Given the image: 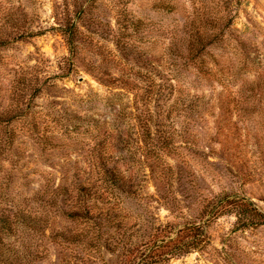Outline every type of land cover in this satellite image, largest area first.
I'll list each match as a JSON object with an SVG mask.
<instances>
[{
    "label": "rangeland",
    "instance_id": "obj_1",
    "mask_svg": "<svg viewBox=\"0 0 264 264\" xmlns=\"http://www.w3.org/2000/svg\"><path fill=\"white\" fill-rule=\"evenodd\" d=\"M57 12L82 33L75 56ZM191 25L212 36L193 68ZM153 158L171 169L152 176ZM223 194L264 212V0H0V264H125ZM235 222L169 264H264V226Z\"/></svg>",
    "mask_w": 264,
    "mask_h": 264
},
{
    "label": "trees",
    "instance_id": "obj_2",
    "mask_svg": "<svg viewBox=\"0 0 264 264\" xmlns=\"http://www.w3.org/2000/svg\"><path fill=\"white\" fill-rule=\"evenodd\" d=\"M84 14L85 11H83L82 15ZM57 15V20L59 22L61 21V23H58L61 35L64 38L71 55L75 56L82 33L79 32V28H77L78 24L76 22L74 25H69L65 22V18L62 20V14L57 12ZM185 28L186 31H184V38L182 37V46L186 47V50L184 47L182 49L183 52L187 53L189 58L188 61L190 64L187 66L192 67L190 60H193L199 53L202 54L203 52L205 56L208 55L205 51L210 45H212V36H210L204 28L195 29L192 25L190 29L187 27ZM192 29L197 31L193 32ZM173 32L174 33L171 32L170 36L172 42L171 45L173 46L171 48V54L178 57L177 53L173 52V50L177 49V42L181 40L178 39L179 34L176 31ZM111 85L115 86V84L109 83V87H112ZM170 99L171 95L165 98L168 103H171V105L163 112L166 113L167 116L171 113L170 110L174 109L176 106L175 104H172ZM151 100L154 99L151 98ZM149 118L151 119L149 122H153V116H151V114ZM157 126L158 124H155V127ZM146 130V135L151 139L153 134L151 133L150 128L146 127ZM158 130L159 128L156 129L157 133ZM165 141L168 145V138ZM158 162L159 161H157L156 158H153L151 159V164L148 165L152 176H154L157 169H164L165 172L171 169V167L168 165L166 166L163 161H160L161 166L160 168H157ZM112 176L114 182L110 183L109 186L112 190H119L126 194L130 193L129 188H127L128 182H126L125 179L116 176L115 173H112ZM156 179L159 185L163 186V189L172 186V181L169 179L167 180L166 176H157ZM163 201L167 202V205H176L175 209L173 208L174 212L183 215L179 203L172 202L173 200H170L169 197H167V199L164 197ZM197 202L202 205L201 211L199 212L200 218L187 220L186 218L181 217L182 221L179 223L175 224L169 222L152 228L153 232L148 237L144 249L141 250L140 247L134 246L133 248L126 250V253L123 256L125 264H169L173 259L183 258L192 254L207 253L208 250H213L212 237L208 232V228L211 224L224 216H233L235 218V232H245L246 230L257 229L264 226V212H262L252 200L245 196L241 197L237 194H223L221 196L207 199L198 195ZM103 205L110 204L103 202Z\"/></svg>",
    "mask_w": 264,
    "mask_h": 264
}]
</instances>
